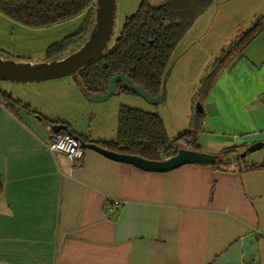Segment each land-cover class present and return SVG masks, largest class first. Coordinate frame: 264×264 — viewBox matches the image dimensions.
I'll return each mask as SVG.
<instances>
[{
  "label": "crops",
  "instance_id": "obj_1",
  "mask_svg": "<svg viewBox=\"0 0 264 264\" xmlns=\"http://www.w3.org/2000/svg\"><path fill=\"white\" fill-rule=\"evenodd\" d=\"M11 98L28 108L0 102V264H264V167L249 168L264 164V31L201 101L197 150L256 144L240 166L154 172L88 148L73 165L48 149L47 122L113 141L122 105Z\"/></svg>",
  "mask_w": 264,
  "mask_h": 264
},
{
  "label": "trees",
  "instance_id": "obj_2",
  "mask_svg": "<svg viewBox=\"0 0 264 264\" xmlns=\"http://www.w3.org/2000/svg\"><path fill=\"white\" fill-rule=\"evenodd\" d=\"M141 0L136 11L125 17L120 32L113 39L112 46L76 71V81L87 95H101L106 91L109 79L117 74L126 75L129 81L144 88L151 96L161 91V80L170 55L179 41L189 31L195 20L213 3L220 0ZM96 0H0V12L8 18L32 28L47 27L68 20L81 12H86V22L95 21ZM264 31V16L257 19L252 27L238 36L221 55L205 78L196 103L201 101L217 74L231 62L242 56L245 48ZM75 34L64 37L50 49L61 48ZM72 36V37H71ZM71 51L70 53H73ZM58 57L57 59L64 58ZM53 59V60H57ZM51 61V60H50ZM116 89L128 91L122 82H117ZM130 92V91H128ZM0 102L5 105L20 106L8 92L0 91ZM202 109L196 111L189 129L169 140L163 129L162 121L155 113H150L128 106H120L116 138L113 141L96 142L71 133L67 127L61 130L74 136L78 142H95L112 152L137 155L150 160H160L175 154L179 148L197 150L198 122ZM49 125L55 122H47ZM59 124V123H58ZM236 147L224 148L213 166L229 167L233 163L242 165L245 151L236 152ZM229 153H235L232 158ZM248 167V166H243ZM264 167L252 165L249 168ZM2 182L0 179V193Z\"/></svg>",
  "mask_w": 264,
  "mask_h": 264
},
{
  "label": "rangeland",
  "instance_id": "obj_3",
  "mask_svg": "<svg viewBox=\"0 0 264 264\" xmlns=\"http://www.w3.org/2000/svg\"><path fill=\"white\" fill-rule=\"evenodd\" d=\"M141 0H115L113 31L109 47L120 32L126 16L134 13ZM154 4L160 1L154 0ZM264 16V0H220L213 2L194 22L189 31L172 51L163 78L165 97L158 103H149L137 94L115 90V93L94 106L107 102L155 113L162 121L166 137L171 140L192 124L196 97L203 81L211 73L221 55L240 35ZM95 17V14H94ZM86 12L47 27H26L0 12V58L16 63L50 61L68 56L79 49L88 39ZM61 48L56 45L64 37L75 34ZM77 51V50H76ZM70 53V54H69ZM74 74L39 82H16L0 80V91L11 96L27 94L32 100H56L72 106L76 100H91L81 93L74 81ZM51 106V105H50ZM73 107V106H72ZM54 108V107H50ZM70 109V108H69ZM71 111L73 114V109ZM71 114V115H72Z\"/></svg>",
  "mask_w": 264,
  "mask_h": 264
},
{
  "label": "water",
  "instance_id": "obj_4",
  "mask_svg": "<svg viewBox=\"0 0 264 264\" xmlns=\"http://www.w3.org/2000/svg\"><path fill=\"white\" fill-rule=\"evenodd\" d=\"M114 10L115 0H96L94 28L86 42L77 51L59 60L35 64L16 63L11 60L0 59V80L37 82L74 74L83 65L100 55L107 47L113 31ZM117 82H122L126 90L139 95L149 103H158L165 97L164 78L161 80V91L157 95L151 96L141 86L131 83L126 75L117 74L109 79L106 91L103 94L90 96L91 101H102L109 98L115 93ZM195 109L196 111L201 110V105L198 102ZM51 127L55 132L67 129L66 125L58 123ZM79 144L83 149H93L112 160L127 162L140 169L154 172H165L187 163L210 164L218 157L199 150L179 148L175 154L165 159L150 160L137 155L112 152L102 148L95 142L81 140ZM255 146L256 144L248 146L245 151Z\"/></svg>",
  "mask_w": 264,
  "mask_h": 264
},
{
  "label": "built area",
  "instance_id": "obj_5",
  "mask_svg": "<svg viewBox=\"0 0 264 264\" xmlns=\"http://www.w3.org/2000/svg\"><path fill=\"white\" fill-rule=\"evenodd\" d=\"M46 145L48 149L57 154L65 155L69 160H71L74 165L83 156V148L80 146L77 139L67 133L55 132L51 126L47 128L45 135ZM115 207H118L120 203L117 200H112ZM237 264H254L251 260H243Z\"/></svg>",
  "mask_w": 264,
  "mask_h": 264
},
{
  "label": "flooded vegetation",
  "instance_id": "obj_6",
  "mask_svg": "<svg viewBox=\"0 0 264 264\" xmlns=\"http://www.w3.org/2000/svg\"><path fill=\"white\" fill-rule=\"evenodd\" d=\"M60 132V131H59Z\"/></svg>",
  "mask_w": 264,
  "mask_h": 264
}]
</instances>
